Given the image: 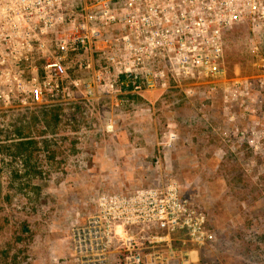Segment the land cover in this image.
<instances>
[{"label":"rangeland","instance_id":"rangeland-1","mask_svg":"<svg viewBox=\"0 0 264 264\" xmlns=\"http://www.w3.org/2000/svg\"><path fill=\"white\" fill-rule=\"evenodd\" d=\"M200 1L189 2L184 44L174 38L172 72L167 57H154L164 74L139 93L85 97L102 57H93L94 71L80 66L85 57H59L71 90L52 93L41 57L0 51V264H132L125 256L151 250L164 257L156 230L114 225L107 235L93 220L114 196L169 183L196 199L215 234L202 247L174 241V262L264 264V18L243 14L220 30L221 71L208 79L185 62L210 54L197 44L210 31L200 34L196 12L207 22L220 16L214 0ZM18 133L30 141L36 172L14 154Z\"/></svg>","mask_w":264,"mask_h":264},{"label":"built area","instance_id":"built-area-1","mask_svg":"<svg viewBox=\"0 0 264 264\" xmlns=\"http://www.w3.org/2000/svg\"><path fill=\"white\" fill-rule=\"evenodd\" d=\"M189 2L0 0V51L6 57H41L42 85H48L52 93L71 90L69 85L62 84L67 67L59 57H85L80 66L93 71V57L104 59L103 72L94 71L91 80L83 84L85 97L139 93L155 87L157 79L164 74L154 66V57H167L168 70L172 72L174 38L178 37V43L184 44L186 18L194 11ZM212 6L211 11L219 14L218 18L210 17L207 22L197 11L199 15L193 19L200 34L210 31L208 37L202 36L197 43H206L210 54L192 52L185 61L198 68L197 76L203 74L208 79L218 77L221 71L220 30L240 20L243 14L252 19L264 18V0H214ZM207 8L210 15L211 8ZM191 72L194 76L195 71ZM69 82L77 86L76 80ZM102 208L100 220L93 222L107 235L114 225L140 227L156 230L152 234L154 242H164L166 256L159 257L155 250L144 255L130 253L125 257L132 264H178L173 261L174 241L181 244L187 241L200 247L215 241L204 209L194 197L182 196L171 183L114 196L110 205Z\"/></svg>","mask_w":264,"mask_h":264},{"label":"trees","instance_id":"trees-1","mask_svg":"<svg viewBox=\"0 0 264 264\" xmlns=\"http://www.w3.org/2000/svg\"><path fill=\"white\" fill-rule=\"evenodd\" d=\"M50 113H52V112H50ZM52 115H53L54 120H57V113L54 112V113H52ZM52 115H50V116H52ZM18 135H19L18 138L15 139V141H12L14 154L19 156L21 158L22 162L26 166L27 164H29L28 163L29 162V156H28V152L26 153V151L29 148L30 141H29V139H26V136H23L21 133H18ZM6 147L8 148V145ZM27 166H30L27 173H30L31 171H35V167L33 165H27ZM31 176H33V175H31Z\"/></svg>","mask_w":264,"mask_h":264}]
</instances>
